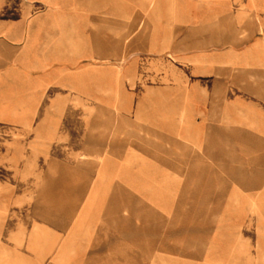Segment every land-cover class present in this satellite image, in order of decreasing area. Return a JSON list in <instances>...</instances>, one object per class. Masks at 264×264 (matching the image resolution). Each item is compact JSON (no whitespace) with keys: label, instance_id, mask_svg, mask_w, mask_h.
<instances>
[{"label":"rangeland","instance_id":"374dc122","mask_svg":"<svg viewBox=\"0 0 264 264\" xmlns=\"http://www.w3.org/2000/svg\"><path fill=\"white\" fill-rule=\"evenodd\" d=\"M0 0V264H264V0Z\"/></svg>","mask_w":264,"mask_h":264},{"label":"crops","instance_id":"0c3cea01","mask_svg":"<svg viewBox=\"0 0 264 264\" xmlns=\"http://www.w3.org/2000/svg\"><path fill=\"white\" fill-rule=\"evenodd\" d=\"M44 1L47 2V1H53V0H44ZM28 2H30V3H28L27 5L24 4V11L26 13L30 14L29 11L32 10V3H31L32 0H28Z\"/></svg>","mask_w":264,"mask_h":264}]
</instances>
